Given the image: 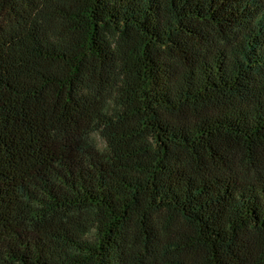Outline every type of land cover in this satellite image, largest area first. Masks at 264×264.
<instances>
[{
  "label": "trees",
  "instance_id": "obj_1",
  "mask_svg": "<svg viewBox=\"0 0 264 264\" xmlns=\"http://www.w3.org/2000/svg\"><path fill=\"white\" fill-rule=\"evenodd\" d=\"M0 264H264V0H0Z\"/></svg>",
  "mask_w": 264,
  "mask_h": 264
},
{
  "label": "rangeland",
  "instance_id": "obj_2",
  "mask_svg": "<svg viewBox=\"0 0 264 264\" xmlns=\"http://www.w3.org/2000/svg\"><path fill=\"white\" fill-rule=\"evenodd\" d=\"M100 143V142H99Z\"/></svg>",
  "mask_w": 264,
  "mask_h": 264
}]
</instances>
